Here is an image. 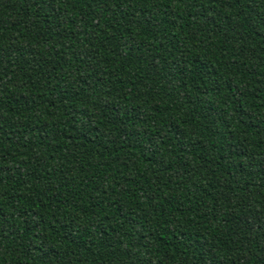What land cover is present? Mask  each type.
<instances>
[{"label": "trees", "instance_id": "obj_1", "mask_svg": "<svg viewBox=\"0 0 264 264\" xmlns=\"http://www.w3.org/2000/svg\"><path fill=\"white\" fill-rule=\"evenodd\" d=\"M0 264H264V0H0Z\"/></svg>", "mask_w": 264, "mask_h": 264}]
</instances>
